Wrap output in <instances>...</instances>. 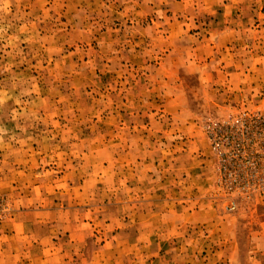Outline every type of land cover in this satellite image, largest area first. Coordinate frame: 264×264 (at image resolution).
I'll use <instances>...</instances> for the list:
<instances>
[{"label":"rangeland","instance_id":"obj_1","mask_svg":"<svg viewBox=\"0 0 264 264\" xmlns=\"http://www.w3.org/2000/svg\"><path fill=\"white\" fill-rule=\"evenodd\" d=\"M0 264H264V0H0Z\"/></svg>","mask_w":264,"mask_h":264}]
</instances>
